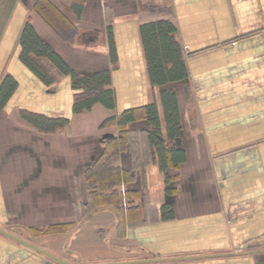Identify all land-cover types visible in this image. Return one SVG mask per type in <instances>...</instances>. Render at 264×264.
Wrapping results in <instances>:
<instances>
[{"label": "crops", "instance_id": "1", "mask_svg": "<svg viewBox=\"0 0 264 264\" xmlns=\"http://www.w3.org/2000/svg\"><path fill=\"white\" fill-rule=\"evenodd\" d=\"M38 2L0 0V84L16 82L0 110V230L66 264H264V0H163L168 10L87 0L79 20L66 11L71 32L53 29ZM160 18L177 29L188 76L154 86L141 25ZM27 23L77 73H112L116 116L156 103L161 139L183 159L163 171L154 150L144 172L135 148L106 154L117 123L102 127L110 112L101 104L74 113L70 76L38 60L47 84L22 61ZM166 89L181 114L172 141ZM23 112L68 124L43 132ZM128 129L144 140L154 126L141 119ZM105 170L133 180L102 190ZM0 264L63 263L0 233Z\"/></svg>", "mask_w": 264, "mask_h": 264}, {"label": "trees", "instance_id": "2", "mask_svg": "<svg viewBox=\"0 0 264 264\" xmlns=\"http://www.w3.org/2000/svg\"><path fill=\"white\" fill-rule=\"evenodd\" d=\"M53 1L54 0H39L36 5L37 13L57 31L65 30L59 23V17H62L69 26L68 30L73 31L75 28L74 21H72L66 12L62 11ZM86 2L87 0H69V8L67 11L72 13L76 20H79ZM176 32L177 29L174 23L168 19L160 18L141 25V35L147 60L148 73L151 83L154 86H164L169 83L178 82L188 76L182 45L177 39ZM20 44L22 48V61L45 83L51 84L53 83V79L48 74L47 70L39 64L38 60L41 59L48 61L63 75L70 76L72 88L75 91L73 103L74 113H81L85 110L90 111L95 104H101L109 110L110 116L102 124V127L104 128L111 123H117L119 127V137L118 140H114V142L109 145L106 154H114L118 147L121 149L124 147H133L137 149L138 144L136 140L135 146L134 144L132 145L134 141L130 142L129 140L131 137L129 135L130 131L128 129V124L142 119L150 121L154 126L153 130L146 133L145 142L152 158H154L156 151L159 157L160 167L163 171L166 166L176 165L179 160L183 159V153L172 147L167 148L164 141L161 139L162 127L159 109L156 103L140 108L129 109L124 111L121 115L116 116L114 114L116 109V95L114 89L111 87L112 73L109 70H103L88 75L77 73L68 66L48 43L37 35L36 31L29 23L26 24L22 31ZM111 49L112 52H114L112 42ZM113 61H115L114 57ZM15 88V80L11 76L6 75L0 84V110L4 107ZM161 104L168 140L172 141L178 136L182 127L181 114L174 89H166L161 92ZM22 115L25 120L43 132H54L68 124L66 120L46 118L27 112H23ZM144 164L145 162H142V165ZM141 170L144 169L141 168ZM131 180H133V177L125 170L122 171L121 175L111 171L109 180L100 185V189L104 190L109 188L110 182H112V184L114 182L116 184H123ZM127 195H129V192ZM168 208L169 207H165L164 210L168 211ZM168 213L170 218H172L171 209ZM57 229L59 228L51 227L46 232H52Z\"/></svg>", "mask_w": 264, "mask_h": 264}, {"label": "rangeland", "instance_id": "3", "mask_svg": "<svg viewBox=\"0 0 264 264\" xmlns=\"http://www.w3.org/2000/svg\"><path fill=\"white\" fill-rule=\"evenodd\" d=\"M53 2L55 4H57V6H59L60 9L62 11H64V12H66L68 10V8H69V0H54ZM141 3H142L143 6H147V8L154 7L155 10H158L160 8H162L163 10H168L167 8L164 7L163 0H141ZM107 13H108V11H107ZM108 14H110V13H108ZM59 18H60V21H59L60 26H62L65 29V31L71 32V31L68 30L69 26L67 25V23L65 22V20L62 17H59ZM47 65H50V64L47 63ZM115 125H116L115 123H111L108 126L112 127V126H115ZM118 129H119V127H118ZM136 139H137L136 142H137L138 146H137V149L136 148L135 149H136V154L138 156V162H145L144 165H140V167L142 169H144L143 171L145 172L146 168L152 163L153 158L151 157V155L148 152V147H145V145H146L145 139L144 140H141L139 138H136ZM129 140H130V142H133L134 141V143H132V145L134 144V146H135V138L132 137ZM130 149L132 151L133 147L132 148L130 147ZM104 174H105V179L106 178H109V176H111V172L108 171V170H105ZM113 186H115L117 188V187L120 186V184H116L114 182L113 183ZM114 196L115 197H118L119 196V190L112 191L111 197L114 198ZM125 199H126V202L128 204H130V202H131L132 199H130L129 195H125ZM108 200H109V198H108ZM117 201H118V199H117Z\"/></svg>", "mask_w": 264, "mask_h": 264}, {"label": "water", "instance_id": "4", "mask_svg": "<svg viewBox=\"0 0 264 264\" xmlns=\"http://www.w3.org/2000/svg\"><path fill=\"white\" fill-rule=\"evenodd\" d=\"M0 233H2V234H4V235H7V236H9V237L15 238L16 240L20 241L21 243H23V244L29 246L30 248L34 249V250L37 251L38 253L44 254V255H46L47 257L51 258V259H54V260H57V261L62 262L63 264H66L65 262H63V261H61V260H59V259H57V258H55V257H53V256H51V255H49V254H47V253L44 252L43 250H41V249H39V248H37V247L31 245L30 243L25 242V241H22V240H20V239H18V238H16V237H13L12 235H10L9 233H7V232H5V231H3V230H0ZM130 263H131V262H125V263H121V264H130Z\"/></svg>", "mask_w": 264, "mask_h": 264}]
</instances>
